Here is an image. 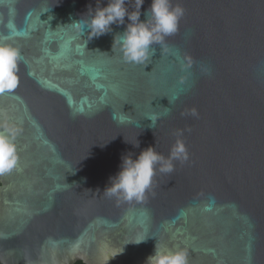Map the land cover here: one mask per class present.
<instances>
[{"label":"water","instance_id":"water-1","mask_svg":"<svg viewBox=\"0 0 264 264\" xmlns=\"http://www.w3.org/2000/svg\"><path fill=\"white\" fill-rule=\"evenodd\" d=\"M96 3L0 0V43L23 56L0 94V122L21 129L0 264H145L157 240L189 264H264V0H173L179 30L141 65L113 47L123 26L89 41L72 27ZM178 130L189 159L154 194L103 195L122 156L167 157Z\"/></svg>","mask_w":264,"mask_h":264},{"label":"clouds","instance_id":"clouds-1","mask_svg":"<svg viewBox=\"0 0 264 264\" xmlns=\"http://www.w3.org/2000/svg\"><path fill=\"white\" fill-rule=\"evenodd\" d=\"M144 4L145 0H107L104 6V0H97L95 8L89 6L87 20L79 19L71 25L80 34L87 31L88 41L113 32L114 25L123 26V31L114 36L113 47L119 46L126 63L145 64L154 53V46H164L167 38L178 32L185 9L179 3L173 4V0H151L150 6L142 11ZM22 61L18 48L0 43V94L12 93L19 87ZM191 114L197 115L196 110L192 109ZM20 131L7 119L0 122V175L19 169L16 139ZM177 135L167 157L155 146L143 149L135 158L132 153L122 156L120 170L109 178L103 195L115 198L117 203L145 201L148 194L153 193L157 173L171 174L174 162L184 163L189 159L186 144L179 138L182 130H178ZM133 145L139 147V143ZM148 238L141 237L134 243ZM145 264H189V252L184 248H168L157 240Z\"/></svg>","mask_w":264,"mask_h":264},{"label":"trees","instance_id":"trees-1","mask_svg":"<svg viewBox=\"0 0 264 264\" xmlns=\"http://www.w3.org/2000/svg\"><path fill=\"white\" fill-rule=\"evenodd\" d=\"M75 264H84L83 262H81V261H78L77 263H75Z\"/></svg>","mask_w":264,"mask_h":264}]
</instances>
